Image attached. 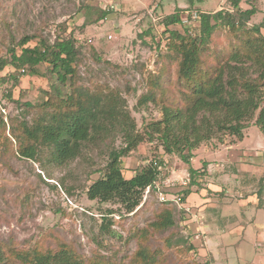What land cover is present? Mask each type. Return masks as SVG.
Listing matches in <instances>:
<instances>
[{"label": "rangeland", "instance_id": "rangeland-1", "mask_svg": "<svg viewBox=\"0 0 264 264\" xmlns=\"http://www.w3.org/2000/svg\"><path fill=\"white\" fill-rule=\"evenodd\" d=\"M228 5L229 0H0V57L7 56V48L22 36H35L26 44L30 47L39 37L52 42L58 36H72L80 46L77 83L92 90L108 86L117 91L142 132L162 113L157 104L139 106L138 100L147 93L149 80L171 63L161 18L175 7L182 8V18L189 17L191 22L175 28L184 33L190 28L197 34L199 23L191 20L192 13L227 10ZM252 6L256 12L248 27L259 24L264 34V0L240 2L241 9ZM102 10L107 14L100 19ZM216 31L210 51L203 56L206 66L215 64L216 55L228 42L224 27ZM171 65L169 75L174 79L176 63ZM36 68L39 74L27 68L23 73L10 65L0 70L4 78L0 80V113L5 123V130L0 125V243L31 249L38 242L50 247L66 242L87 263L123 257L128 261L142 242L140 231L146 228L145 239L165 264H264V134L253 124L255 118L243 131L242 140L223 135L221 142L214 138L193 151L191 166L206 171L197 178V185H189L190 165L178 155L164 153L157 140L140 143L121 158L123 175H134L151 160L160 159L161 169L154 187L145 190L139 206L128 213L119 204L89 200L86 195L107 163L109 150L121 146L119 137L86 145L62 166L51 162L46 149L39 160L16 152L12 124L36 117L38 106L47 99L45 91L51 90L47 65ZM5 137L12 141L5 142ZM183 190H190L185 202L179 200ZM161 195L168 201H161ZM203 197L209 200L206 211L218 208V228H213V219H203L198 206ZM168 202L175 208L174 226L149 229L148 224ZM107 210H114L108 231L102 228ZM199 224L211 225L207 230L210 254L204 250ZM236 224L243 226V234L238 226L231 229Z\"/></svg>", "mask_w": 264, "mask_h": 264}, {"label": "trees", "instance_id": "trees-1", "mask_svg": "<svg viewBox=\"0 0 264 264\" xmlns=\"http://www.w3.org/2000/svg\"><path fill=\"white\" fill-rule=\"evenodd\" d=\"M240 2L229 0L227 10L198 12L197 34L190 32V28L185 33L175 28L182 26V8L175 7L161 18L159 23L168 33L171 63H176L177 69L172 79L169 62L149 80V89L137 105L155 103L162 115L149 122L142 132L137 130L135 119L126 109V100L117 91L108 86L92 90L77 83L75 64L80 58V46L72 36H58L52 42L39 37L32 47L26 44L35 36H22L16 45L7 48V56L0 57V70L10 65L23 69V73L27 68L31 74H39L36 67L44 63L52 81L36 117L30 122L16 120L12 124L16 152L21 157L39 160L46 149L51 162L62 166L75 159L86 145L109 143L119 137L121 146L109 150L107 163L87 187L86 195L89 200L119 204L128 213L139 206L144 191L152 188L159 173L160 159L151 160L130 177L122 173L121 158L144 141L157 140L164 153L178 155L190 165L189 185L199 184L197 178L206 171L203 167L194 169L191 158L200 144L214 138L221 142L223 135L242 140L243 131L254 118L253 124L264 134V34L259 24L248 27L255 7L241 9ZM106 14L102 10L98 18ZM220 27L225 28L228 42L216 55L215 64L206 66L203 56L210 51L209 43ZM11 78L17 80L16 74ZM26 105L31 108L29 103ZM0 125L5 130L1 113ZM4 141L12 140L5 137ZM189 194L190 190H183L180 201L185 202ZM170 205L168 202L161 207L148 224L149 229L163 231L174 226L175 208ZM113 213L114 210H107L102 216V228L106 231L112 224L109 215ZM146 231H140L142 242L128 261L123 257L87 263L66 242L55 247L38 242L31 249L0 243V264H165L159 252L150 248L143 235ZM192 248L190 245L189 249Z\"/></svg>", "mask_w": 264, "mask_h": 264}, {"label": "crops", "instance_id": "crops-1", "mask_svg": "<svg viewBox=\"0 0 264 264\" xmlns=\"http://www.w3.org/2000/svg\"><path fill=\"white\" fill-rule=\"evenodd\" d=\"M221 192V194H222V189L220 190ZM203 196V195H202ZM204 196H205V194H204ZM201 200V202H200V205H198V206H200V208H202V211H203V219L205 220V219H213V225H214V229H215V227H219L218 226V224L220 225V222H219V219H218V216H219V211H218V208L216 207V204H215V207L216 208H213L212 210H209V211H206L207 209H209V206H208V204H209V200H206V198H201L200 199ZM221 201V199L218 201L217 200V202H220ZM259 207H260V205H258ZM220 218V217H219ZM218 222V223H217ZM241 224H236V225H234L231 229H233L235 226H238L239 228H240V231L242 232V234H243V231H244V228H243V226H240ZM205 226V225H204ZM203 225H198V231H201L202 233H204V237H203V243H204V245L203 246H206L207 248L206 249H204V250H206L207 252V254L209 253L210 254V249H209V247L208 246H210L211 245V243L208 241L209 240V238H208V236L210 235V233H208V231L207 230H209V228L211 227V225H209V227H207V228H205ZM206 233V234H205ZM259 233V232H258ZM220 245H222V246H224V244H221L220 243ZM225 247V246H224ZM262 257L261 256H259L258 257V259H261ZM262 260H264V259H262Z\"/></svg>", "mask_w": 264, "mask_h": 264}, {"label": "built area", "instance_id": "built-area-1", "mask_svg": "<svg viewBox=\"0 0 264 264\" xmlns=\"http://www.w3.org/2000/svg\"><path fill=\"white\" fill-rule=\"evenodd\" d=\"M189 19H190L189 17H186V19H183V18H182V26H183V27H184V24L186 25L187 23L191 22ZM196 19H198V15H197L196 13H192V14H191V20H195V21H196ZM21 71H24V70L21 69ZM157 169H158V171H159V169H161V163L157 165ZM158 176H159V173H158V175H157V178H158ZM156 180H157V179H156ZM152 187H154V184H153ZM149 189H151V188H150V187H147V188H146L147 191H149ZM160 199H161V201L165 202V201H168L169 198H167V197L161 195ZM172 200H173L175 203H178V200H176L175 198H172ZM179 200H180V199H179Z\"/></svg>", "mask_w": 264, "mask_h": 264}]
</instances>
